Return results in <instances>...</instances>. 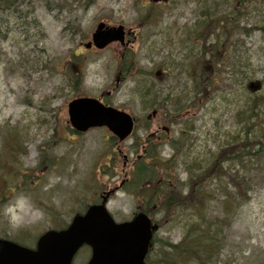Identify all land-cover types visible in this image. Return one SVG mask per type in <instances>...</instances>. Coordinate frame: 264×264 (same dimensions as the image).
Segmentation results:
<instances>
[{
  "label": "rangeland",
  "instance_id": "obj_1",
  "mask_svg": "<svg viewBox=\"0 0 264 264\" xmlns=\"http://www.w3.org/2000/svg\"><path fill=\"white\" fill-rule=\"evenodd\" d=\"M99 22L122 24L126 43L87 48ZM197 32H207L205 44L220 61L194 108L189 66L202 49ZM78 96L130 113L131 135L118 142L104 126L76 132L67 104ZM175 109L187 114L166 124L168 139L182 144L163 176L182 195L190 166H205L245 137L264 142V0H0V190L11 188L0 204V238L32 247L42 232L65 227L104 195L115 221L130 219L141 202L129 186L136 157ZM174 153L166 142L155 159ZM236 162L224 161L222 179L205 182L206 213L217 215L221 194L234 190L224 186L227 175L251 167L259 173L220 236L217 264H264V164ZM153 207H142L160 222L147 262L177 264L167 243L180 241L198 210L182 206L164 216ZM89 257L84 244L71 264Z\"/></svg>",
  "mask_w": 264,
  "mask_h": 264
},
{
  "label": "trees",
  "instance_id": "obj_2",
  "mask_svg": "<svg viewBox=\"0 0 264 264\" xmlns=\"http://www.w3.org/2000/svg\"><path fill=\"white\" fill-rule=\"evenodd\" d=\"M236 1L238 2V0ZM206 26L204 27L205 31ZM205 33L197 32L198 39H202V49L199 56L197 55V58L193 61V64L189 66L193 81L192 88L195 91V94L189 98V106L194 108L199 104L198 95L200 93L204 95L207 92V88L215 78L214 74L219 70L217 65L220 59L217 57V53H214L215 48H207ZM163 102L164 100L158 104V107H163ZM162 122L168 124V121ZM175 141L174 139L169 140L167 135L161 137L159 141H154L152 144L145 141L142 154L136 157L133 166L134 179L131 180V185H128L134 186L133 191L141 200L139 208L150 218L152 214L149 215L146 209H142L143 206L148 208L154 204L152 212H163L164 216L169 215L177 207L182 206L198 210V218L188 224L180 241L177 243H167L170 247V257H173L177 264H217L218 258L216 259V257H218L219 252L222 250L220 236L224 228L235 218L239 205L238 198L243 197L257 185L259 173L251 167L250 170H245L246 173L236 171L233 177L230 174L227 175L228 183H225L224 186L231 183L234 190L233 192L228 191L225 194H221L224 206L221 213L219 212L217 215H207L206 213V207H204L207 196L205 182L212 181L214 179L213 176L218 177L216 178L218 181L222 179L219 177L223 175L220 169L222 163L226 160L236 159V163L247 160L250 165L255 166L264 164V142L260 139L255 140L245 137L238 144H235L236 142L229 143L219 154L213 155L205 166H190V168H187L189 175L188 194L182 195L181 192L175 191L170 187L168 180L163 176V173L166 172L165 170L167 169L168 171L174 165L175 155L181 147L182 143L178 144ZM166 142L173 147L175 153L172 158L164 159L160 163L156 161L155 153L157 148ZM245 158L246 160H243ZM147 159L151 161H147ZM10 191V187L6 190H0V204L9 197ZM157 223L160 224V222ZM158 255L161 254L158 253ZM165 256H162V259Z\"/></svg>",
  "mask_w": 264,
  "mask_h": 264
},
{
  "label": "water",
  "instance_id": "obj_3",
  "mask_svg": "<svg viewBox=\"0 0 264 264\" xmlns=\"http://www.w3.org/2000/svg\"><path fill=\"white\" fill-rule=\"evenodd\" d=\"M112 41L124 43L123 26L109 27L99 22L85 46L93 43L102 48ZM67 114L73 129L80 132L105 126L121 141L133 129L129 113L94 97L72 99L68 102ZM106 198L102 196L100 203L75 214L65 228L42 233L34 248L0 238V264H71L83 244L91 248L87 264H146L144 259L157 224L142 212L127 221H114L105 206Z\"/></svg>",
  "mask_w": 264,
  "mask_h": 264
},
{
  "label": "flooded vegetation",
  "instance_id": "obj_4",
  "mask_svg": "<svg viewBox=\"0 0 264 264\" xmlns=\"http://www.w3.org/2000/svg\"><path fill=\"white\" fill-rule=\"evenodd\" d=\"M181 110L178 109V110H174V114L171 113L169 114L168 116H163L162 117V121H168V124H170V126H173V123L175 124L176 122H173L174 120H179L180 118L184 117L187 113H183V114H180ZM156 113L153 112L151 114H147V117L148 119L151 117V116H154ZM164 133V134H163ZM149 135L147 136L148 138H151L152 141H155V140H158L160 139L162 136H165L167 135L168 137L170 136V130H169V126L166 125V122H162L161 125H158L157 127H155L154 130H152L151 132L148 133ZM146 140V139H145ZM122 183V182H121Z\"/></svg>",
  "mask_w": 264,
  "mask_h": 264
}]
</instances>
